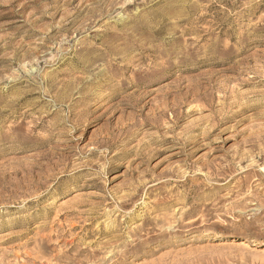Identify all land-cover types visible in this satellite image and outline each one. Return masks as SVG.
<instances>
[{"label":"rangeland","instance_id":"rangeland-1","mask_svg":"<svg viewBox=\"0 0 264 264\" xmlns=\"http://www.w3.org/2000/svg\"><path fill=\"white\" fill-rule=\"evenodd\" d=\"M184 47L180 66L157 60H169L172 77L150 89L225 70L233 78L239 64L242 80L261 85L238 92L264 93V0H0V264H264V94L220 139L188 146L187 160L173 147L140 162L155 149L144 133L108 172L102 151L88 156L109 123L127 122L117 110L129 91L108 98L105 68L117 82L141 49ZM78 94L90 110L74 128ZM240 241L246 250L229 247Z\"/></svg>","mask_w":264,"mask_h":264},{"label":"bare ground","instance_id":"bare-ground-1","mask_svg":"<svg viewBox=\"0 0 264 264\" xmlns=\"http://www.w3.org/2000/svg\"><path fill=\"white\" fill-rule=\"evenodd\" d=\"M109 39L110 38H108V40ZM141 50H142L141 51L142 53H140L141 57L133 61V63L136 62L138 64L134 68L132 66L131 76L126 78H121L119 81L115 82V80L119 78L121 75L119 76L118 74L116 78L114 77L111 71V67L113 66L110 65L106 67L105 68L106 71H104V75H106L107 73L110 75L109 77L110 82L109 83L105 82L107 85L106 87H108V94H106L108 98L109 97L114 98V95L117 94V93L113 94L112 91H117V92L129 91V93L126 94L122 98V100H120L121 102L119 103L122 106L120 107L119 110H117V112L121 114L120 117L118 118L119 121L120 118L125 117L127 122L124 123L122 126H120V128H118L117 126V129L114 128L112 129L109 123V125H107L104 128V130H102L99 133L98 135L99 138L95 140L93 139L94 144L97 145V147L88 152L89 153L88 156H90L91 158L92 156L97 155L98 152L102 151L101 152L102 154H100L99 156V162H102L101 165L103 164L105 165L106 161L108 160V165L105 167V169L103 167V172L110 171L111 161L121 158L122 156L129 153L127 152V150H125V147L131 141H134L139 133H144V135L146 136L145 146L155 147L154 150L148 151L146 149V153H144L142 157L140 156L141 158L140 162H142L143 160L145 161V159L146 160L153 159L154 156L161 155L173 147L176 148L177 152L172 155L184 157V159L187 160L188 157L191 155L190 152L187 154L186 149L188 146L190 147L191 150L193 149L194 151L204 148L205 146H209L211 144L209 143L210 140H212L213 137L215 138L219 137L218 139H220V135L224 134L229 129L230 127L229 124L235 121L237 117L248 111H253L254 109L261 107L263 105L262 95L264 93L253 92L252 94H241L238 92L239 89L250 88L252 86L261 85V82L254 81L255 79L253 78L252 80H242L241 73L239 72L238 69L239 64H236L237 68L233 70V74L235 75L233 78H229L224 76L223 74L222 75L220 74L227 72L225 70V71H220L216 74L210 73V74L196 75L186 80L177 77L169 82H166L163 86L159 88L156 87L157 89L155 88L150 89L151 87H153L152 84L157 83L161 80L167 81L169 80V78L172 77V75L168 73V68L166 67L168 64H170V62L167 64L169 60L163 63L161 62L158 63L157 60L163 61L164 58L175 57L179 61L174 63L173 65L180 66L181 64L180 54L185 56L188 55L190 51L188 48L184 47L180 50V52L171 55L170 53L165 54L159 50H150L146 48H143ZM147 53L154 54L152 56L151 61L149 60V58L151 57L143 56V54H147ZM126 57L123 58L122 56L121 58L122 60L121 59L120 60L127 61ZM131 58H133V56ZM145 61H148L149 64L146 65V63H144ZM117 66H118V62H117ZM129 69L130 66L127 65H119L118 67H116V70L125 71L127 73ZM232 83H234V85L230 87ZM83 88L71 87L69 90L71 91L75 90L76 92L81 93L85 91ZM152 93H155V95L152 98H149L150 96H152ZM84 95H79V97H77L76 100L72 102V105L69 108L68 114L73 115L77 121L74 128L79 126L78 123H82V119L84 120V117L87 115V113L90 110L89 108L90 104L87 101L88 96L87 95L84 96ZM252 101H254L253 105L249 104ZM126 110H130V113L127 112V115L124 113ZM257 113L258 112H256L255 110L252 114L244 118H247L252 115H256ZM190 117H194V118L188 121V118ZM109 119H111V117ZM242 120L243 119L240 118L239 121H236V126ZM38 126H42V123L38 122L36 128ZM180 127L181 129L178 132L176 131L177 133H175V130ZM149 131L151 132V134L146 135L147 132ZM112 149L114 150V152L110 155L108 159L105 152L107 151L109 153ZM243 156L244 154L241 152V153H237L235 157H230L229 162L225 165L223 169L224 171H222V173L224 174L225 172L226 173L231 172V170L234 167L232 163L238 159H242ZM135 157L137 156H134V158ZM89 166L93 167L94 165H89ZM98 171L100 170H97V172ZM93 173L95 174V172ZM100 175L103 174L100 173ZM95 177L97 179V176ZM244 244L246 243H243V241L231 242V244H229V247L236 250H240V249L246 250L245 249L246 246H244Z\"/></svg>","mask_w":264,"mask_h":264}]
</instances>
